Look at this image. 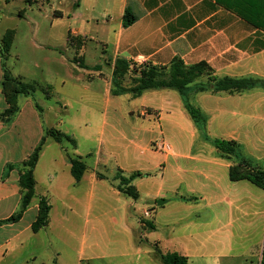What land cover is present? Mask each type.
<instances>
[{
  "label": "crops",
  "instance_id": "1",
  "mask_svg": "<svg viewBox=\"0 0 264 264\" xmlns=\"http://www.w3.org/2000/svg\"><path fill=\"white\" fill-rule=\"evenodd\" d=\"M94 2L78 0L72 17L77 16L83 6L87 12L94 11ZM101 4L107 31L115 35L114 55L109 59L112 66L117 59H125L131 63L164 67L178 57L188 66L206 62L219 79H252L259 82L257 86L241 92L199 93L190 88L188 101L199 108L206 118L204 124L194 122L198 132L219 133L224 140L237 142L241 155L264 170V30L253 26L217 0H103ZM126 9H130L137 18L129 27L124 26ZM2 78L0 75V221L9 219L21 209L20 164L33 152L44 132L34 131L23 110L11 123L5 122L3 113L8 105L2 93ZM205 81L200 79L195 84ZM170 92L146 91L141 97L150 96L153 101L142 109V118L145 110L153 111L144 119L154 120L160 125L164 111L187 112L184 98L177 92L182 103L174 106L169 99H176L177 96ZM157 99L164 100L165 104L157 102ZM38 111L41 113L42 109ZM208 139L206 142L210 146L219 138ZM155 143L151 142V146ZM203 147H200L202 152L192 156L175 154L173 150L165 153V159L159 162L161 174L132 171L131 174L140 172L144 175L134 180V185L143 181L144 177L158 180L159 175L163 183L170 173L173 188L170 194L158 192L155 197L147 195L142 198L139 193L138 200L126 196L130 201H125L122 211L123 208L126 211L132 208L137 220L136 214L140 209V214H149L147 220H154L151 223L153 229L140 226L145 236L138 241L139 245H151L152 251L158 249L162 254L177 253L186 257L188 264L194 263V259L202 264H261L264 190L247 180L231 181L230 168L238 164L239 159L221 157L216 148L210 147L207 149L212 151L203 154V149H206ZM42 152L34 170L36 200H32L25 213L31 207L38 213L41 197L47 198L50 203V192H37ZM9 165L14 168L9 170ZM99 165L97 163L93 169L85 195L87 211L91 213L94 209H101L95 204L102 203L117 212L118 205L116 207L104 196H99V186L108 180L99 171ZM66 167L73 187L80 188L87 179L89 168L77 183L71 175V164ZM98 174L106 179H99ZM53 177H57L56 172L51 173L48 179ZM112 186L108 193L121 200L123 194ZM50 205L51 215L53 206ZM69 208H72L71 205ZM25 213L18 222L0 225V264H14L15 256L30 243L29 232L36 219L32 223H24ZM50 223L51 216L46 228L38 233L32 232L39 234L50 228ZM150 235H153L152 238Z\"/></svg>",
  "mask_w": 264,
  "mask_h": 264
},
{
  "label": "rangeland",
  "instance_id": "2",
  "mask_svg": "<svg viewBox=\"0 0 264 264\" xmlns=\"http://www.w3.org/2000/svg\"><path fill=\"white\" fill-rule=\"evenodd\" d=\"M77 1L0 0V75L3 76L4 65L16 79L37 85L33 96L23 95L18 99L20 110L26 112L35 132L43 130V137L48 129L56 130L70 136L78 145L73 150L69 141L58 144L47 138L38 169L37 192L51 194L48 197L53 206L50 228L39 234L30 231V243L15 256L14 264H163L151 245L138 242L145 236L140 226L149 227L154 220H147L149 214H140V209L136 220L132 208L122 211L123 204L130 199L123 195L120 196L123 200H118L108 193L117 184L116 173L123 171L127 177L134 170L161 174L159 162L168 154L159 149L161 143L169 145L175 154L192 156L202 152V145L206 148L203 154L212 151L207 147L215 149L214 143L209 146L206 142L208 137L223 139V135L198 132L185 110V114L164 111L160 125L144 119L153 111L145 110L142 118V109L153 101L150 96L137 99H131V94L112 96L115 65L109 59L114 55L115 35L107 31L108 25L101 15L103 0H89L95 1V10L87 12L83 6L72 17ZM10 30H14L15 37L5 61L2 39ZM69 35L75 39L76 46L69 41ZM82 63L87 68L78 66ZM133 64L137 71L146 63ZM136 71L131 68L123 78L124 88L136 86L134 80L139 77ZM48 87L51 98L44 94ZM170 93L177 96L170 98V102L179 106L182 103L179 94L172 90ZM157 102L165 104L162 99ZM151 142L156 143L151 146ZM70 157L83 158L89 168L80 188L75 186L78 187L75 189L68 178L70 172L66 166ZM97 163H100L99 171L108 177L98 188L99 196L118 205L117 212L102 203L95 204L101 209L87 211L85 195ZM54 172L57 177L49 180ZM160 176L158 180L144 177L137 182L135 187L142 198L172 192L170 173L163 183ZM36 217L37 210L31 207L23 221L32 223ZM193 261L192 264H202L197 259Z\"/></svg>",
  "mask_w": 264,
  "mask_h": 264
},
{
  "label": "trees",
  "instance_id": "3",
  "mask_svg": "<svg viewBox=\"0 0 264 264\" xmlns=\"http://www.w3.org/2000/svg\"><path fill=\"white\" fill-rule=\"evenodd\" d=\"M8 1V0H7ZM221 5L233 10L253 26L264 30V0H217ZM124 26H131L136 20V16L130 9H126L124 17ZM14 30L8 31L2 39V58L5 61L10 55L12 43L14 41ZM69 41L74 46L75 39L70 37ZM79 50L83 47V42L80 43ZM81 68H87L84 63L78 64ZM135 64L125 59H117L115 61V68L112 76L111 90L112 96H123L131 94L132 98L136 99L141 97L146 91L169 89L178 92L185 100V109L192 118V120L199 124H204L206 118L199 108L194 107L188 101V92L190 88H194L196 92H241L251 89L259 84L255 80H235L231 78L219 79L214 76L213 70L206 62H200L195 65L188 66L184 61L178 57L174 58L172 62L164 67L154 66L146 63L139 70H135ZM3 80H2V93L7 102V109L3 113L6 123H11L13 119L20 112L18 99L20 96H33L37 91V85H29L18 80L12 76L10 72L5 69L3 65ZM99 68V67H98ZM134 68V71L139 73V77L134 80L136 86L127 89L122 86L123 78L128 72ZM200 79H206L205 82L195 84ZM264 86V84H263ZM51 87L44 90L46 97L51 98ZM37 108L41 111L40 107ZM48 137H51L55 142L61 144L64 142H71L73 147H77V143L70 136L64 135L56 130H47L45 135L41 138L33 152L20 164V177L19 187L22 195L21 209L18 213L13 215L7 220L0 221V225L15 223L22 219L23 214L31 205L33 198L36 195V179L34 170L39 161L41 152ZM214 146L221 157L228 159H239L238 164L232 166L229 171L230 180L233 182L247 180L255 186L264 190V170L254 165L253 161L241 155V149L237 142L224 139H215ZM71 175L78 183L82 180L87 166L80 157H70ZM9 170L14 168L13 165L8 166ZM144 175L140 172H135L129 177L125 176L123 171H118L114 181L117 182L113 187L121 194L132 198L133 200L139 199V192L135 185L134 180L141 178ZM99 179H106L104 175L98 174ZM51 205L47 198L41 197L38 204V213L36 220L32 224V231L38 233L40 230L46 228L50 222ZM149 224V223H148ZM149 227L153 229V225ZM156 252L159 254L163 264H188V259L177 253L162 254L158 249ZM261 264H264V247L262 252Z\"/></svg>",
  "mask_w": 264,
  "mask_h": 264
},
{
  "label": "built area",
  "instance_id": "4",
  "mask_svg": "<svg viewBox=\"0 0 264 264\" xmlns=\"http://www.w3.org/2000/svg\"><path fill=\"white\" fill-rule=\"evenodd\" d=\"M159 149H160V150H163V151H165V152H167V153H170V152H171V151H170V150H171L170 146L167 145V144H164V143H161V144H160Z\"/></svg>",
  "mask_w": 264,
  "mask_h": 264
}]
</instances>
